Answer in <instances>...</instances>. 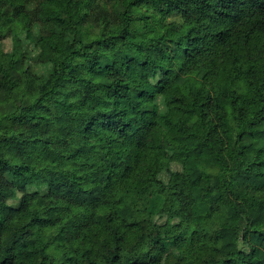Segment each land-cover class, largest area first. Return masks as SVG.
Here are the masks:
<instances>
[{
    "label": "trees",
    "instance_id": "trees-1",
    "mask_svg": "<svg viewBox=\"0 0 264 264\" xmlns=\"http://www.w3.org/2000/svg\"><path fill=\"white\" fill-rule=\"evenodd\" d=\"M262 192L264 0H0V264H264Z\"/></svg>",
    "mask_w": 264,
    "mask_h": 264
},
{
    "label": "rangeland",
    "instance_id": "rangeland-1",
    "mask_svg": "<svg viewBox=\"0 0 264 264\" xmlns=\"http://www.w3.org/2000/svg\"><path fill=\"white\" fill-rule=\"evenodd\" d=\"M3 47L6 51H10L12 49V40L10 37L4 40ZM158 154L160 156L164 155L163 146L160 147ZM192 189L193 188L191 179L189 177H183L181 180L178 181L177 187L172 191L168 192L167 205L169 207L175 206L177 204L179 193L190 195L192 193ZM258 200H264V192L259 195ZM17 202V199L10 201V203L13 204H17Z\"/></svg>",
    "mask_w": 264,
    "mask_h": 264
}]
</instances>
